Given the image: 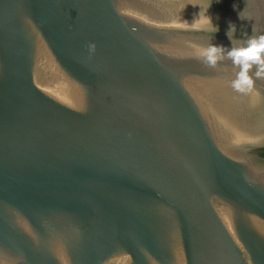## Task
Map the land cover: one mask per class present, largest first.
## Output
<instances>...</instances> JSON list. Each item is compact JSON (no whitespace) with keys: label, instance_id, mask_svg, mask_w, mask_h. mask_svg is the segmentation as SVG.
Masks as SVG:
<instances>
[{"label":"water","instance_id":"obj_1","mask_svg":"<svg viewBox=\"0 0 264 264\" xmlns=\"http://www.w3.org/2000/svg\"><path fill=\"white\" fill-rule=\"evenodd\" d=\"M260 35L264 0H0V264H264V80L200 60Z\"/></svg>","mask_w":264,"mask_h":264},{"label":"clouds","instance_id":"obj_2","mask_svg":"<svg viewBox=\"0 0 264 264\" xmlns=\"http://www.w3.org/2000/svg\"><path fill=\"white\" fill-rule=\"evenodd\" d=\"M239 18L245 20L243 12L239 13ZM236 30L234 24H230L227 36L233 44V32ZM218 31V29H216ZM91 51H95L96 45L90 44ZM227 58L231 60L234 68L239 69L231 83L232 88L240 94H250L255 89L256 80H264V35L251 36L246 47H232L227 50L223 45L211 44L201 55L202 64L211 70H218L221 62ZM253 69L255 71L253 72ZM251 73V74H250ZM255 77V79L253 78Z\"/></svg>","mask_w":264,"mask_h":264}]
</instances>
